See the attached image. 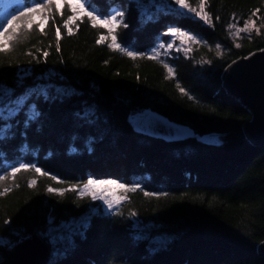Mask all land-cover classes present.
Returning <instances> with one entry per match:
<instances>
[{
    "label": "trees",
    "instance_id": "trees-1",
    "mask_svg": "<svg viewBox=\"0 0 264 264\" xmlns=\"http://www.w3.org/2000/svg\"><path fill=\"white\" fill-rule=\"evenodd\" d=\"M166 1L0 0V236L91 215L48 264H264V143L221 77L264 49V0ZM172 29L187 48L154 52ZM147 109L212 139L141 134ZM89 180L119 182L120 209L89 213Z\"/></svg>",
    "mask_w": 264,
    "mask_h": 264
},
{
    "label": "water",
    "instance_id": "water-1",
    "mask_svg": "<svg viewBox=\"0 0 264 264\" xmlns=\"http://www.w3.org/2000/svg\"><path fill=\"white\" fill-rule=\"evenodd\" d=\"M222 85L250 111L251 118L244 122L243 131L253 144L264 143V49L232 60L222 72ZM136 131L160 137L167 142L188 138L211 140L209 134H198L189 124L176 121L165 114L147 109L131 119ZM264 255V240L257 245ZM51 249L36 232L26 231L17 235L10 253L0 264H48Z\"/></svg>",
    "mask_w": 264,
    "mask_h": 264
},
{
    "label": "rangeland",
    "instance_id": "rangeland-1",
    "mask_svg": "<svg viewBox=\"0 0 264 264\" xmlns=\"http://www.w3.org/2000/svg\"><path fill=\"white\" fill-rule=\"evenodd\" d=\"M170 1L171 2L166 1V3L171 4L174 2V0ZM184 4L185 0H178V6L180 9L183 8ZM257 29L258 26L256 25L255 21L250 20L249 23H247L243 28H238L237 30L243 34H247L251 30ZM191 36L192 35L190 33L182 32L180 29H172L169 41L163 44L162 48H158L154 52L160 53L161 51L166 50L169 47L179 46H182V48L185 50L190 44L188 38ZM27 73V69H21L20 71L21 76L26 75ZM24 97L25 96L22 95L19 97L20 99H15L13 101L8 100L4 102L3 106H5L9 114L14 113L17 110V107H15V105L19 104ZM9 108H11L12 110ZM76 188L81 194L89 196L90 202H93V205L90 206L89 213L116 212L120 209L125 199V194L123 193L125 188L119 182L114 180H89L87 183L82 184L80 187L76 186ZM90 216L91 215L86 214L79 218L71 217L68 220H62L59 222H52V218H49V223L46 225L45 234L44 236L41 235L51 249L49 260H51V258L56 255L59 250L64 248L65 244L70 243L71 236L76 228L82 229L83 226H86L88 224V219L90 218ZM150 225V223H142L140 220L134 219L133 226L130 227V232L134 235H140L141 237H144L147 233V228ZM156 235L157 233H155V236ZM157 236L158 242L159 240L161 241L167 239H161L159 235ZM13 241L14 238L12 239L10 236H0V260L3 259V253L5 251L11 250ZM158 242H154V244L157 246ZM50 244H53L54 248H52ZM151 248L154 249L153 247Z\"/></svg>",
    "mask_w": 264,
    "mask_h": 264
}]
</instances>
